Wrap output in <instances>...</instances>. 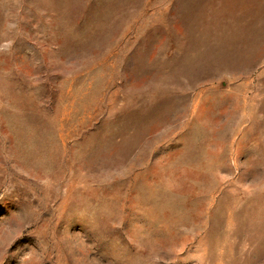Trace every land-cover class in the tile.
I'll use <instances>...</instances> for the list:
<instances>
[{
  "label": "rangeland",
  "instance_id": "obj_1",
  "mask_svg": "<svg viewBox=\"0 0 264 264\" xmlns=\"http://www.w3.org/2000/svg\"><path fill=\"white\" fill-rule=\"evenodd\" d=\"M259 21L0 0V264H264Z\"/></svg>",
  "mask_w": 264,
  "mask_h": 264
},
{
  "label": "bare ground",
  "instance_id": "obj_2",
  "mask_svg": "<svg viewBox=\"0 0 264 264\" xmlns=\"http://www.w3.org/2000/svg\"><path fill=\"white\" fill-rule=\"evenodd\" d=\"M211 1H212V0H211ZM221 5H222V4H221ZM258 7H259V6H258ZM223 11H224V10H223ZM230 12H231V11H230ZM230 12H229V13H230ZM227 13H228V12H227ZM222 14H223V13H222ZM229 15H230V14H229ZM223 17H224V16H223ZM226 17H227V16H226ZM259 22L262 23V22H264V21H259ZM207 24H208V23H207ZM259 24H260V23H259ZM259 24H258V25H259ZM260 25H261V24H260ZM218 26H219V25H218ZM248 37H249V36H248ZM253 37H254V36H253ZM255 37H256V36H255ZM245 39H246V38H245ZM258 39H259V38H258ZM258 39H257V40H258ZM259 40H260V39H259ZM241 46H242V45H241ZM259 46H260V45H259ZM239 47H240V46H239ZM238 49H239V48H238ZM259 49H260V48H259ZM204 50H205V49H204ZM196 52H197V51H196ZM203 52H204V51H203ZM197 54H198V52H197ZM202 54H203V53H202ZM231 54H232V53H231ZM200 55H201V54H200ZM200 57H201V56H200ZM194 61H195V60H194ZM194 61H193V62H194ZM190 62L192 63V61H190ZM190 62H189V63H190ZM186 63H187V62H186ZM196 65H197V64H196ZM187 67H188V66H187ZM190 68H191V67H190ZM182 69H184V68H182ZM215 71H216V70H215ZM182 72H183V70H182ZM177 75H178V74H177Z\"/></svg>",
  "mask_w": 264,
  "mask_h": 264
}]
</instances>
